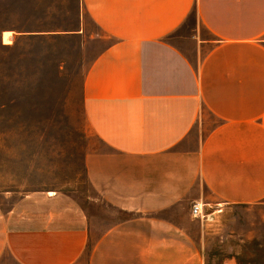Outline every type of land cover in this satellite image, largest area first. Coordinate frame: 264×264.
I'll return each mask as SVG.
<instances>
[{"label": "crops", "instance_id": "1", "mask_svg": "<svg viewBox=\"0 0 264 264\" xmlns=\"http://www.w3.org/2000/svg\"><path fill=\"white\" fill-rule=\"evenodd\" d=\"M79 2L112 39L82 84L112 216L55 191L0 203V264H208L192 202L264 203V0Z\"/></svg>", "mask_w": 264, "mask_h": 264}, {"label": "rangeland", "instance_id": "2", "mask_svg": "<svg viewBox=\"0 0 264 264\" xmlns=\"http://www.w3.org/2000/svg\"><path fill=\"white\" fill-rule=\"evenodd\" d=\"M188 25L194 26L193 15ZM172 40L187 46L180 38ZM111 41L79 0H0L4 206L32 191L63 192L112 216L95 202L85 174V156L103 146L82 105L86 72ZM218 204L223 210L210 223L211 244L204 247L208 264H264V203H217L209 210Z\"/></svg>", "mask_w": 264, "mask_h": 264}, {"label": "built area", "instance_id": "3", "mask_svg": "<svg viewBox=\"0 0 264 264\" xmlns=\"http://www.w3.org/2000/svg\"><path fill=\"white\" fill-rule=\"evenodd\" d=\"M219 205L220 204H218V207L214 210L210 211L209 208L214 205L201 201H194L190 207L191 215L198 218L203 224L213 222L215 220V214L223 210Z\"/></svg>", "mask_w": 264, "mask_h": 264}]
</instances>
